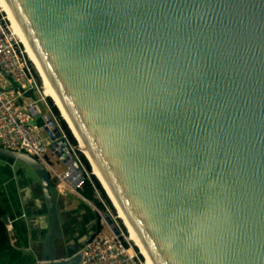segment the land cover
Here are the masks:
<instances>
[{"label":"water","instance_id":"water-1","mask_svg":"<svg viewBox=\"0 0 264 264\" xmlns=\"http://www.w3.org/2000/svg\"><path fill=\"white\" fill-rule=\"evenodd\" d=\"M4 2L153 264H264V0ZM43 118L77 186L67 139ZM0 156L38 180L47 219L36 264H79L80 247L56 244L64 216L49 172L21 152Z\"/></svg>","mask_w":264,"mask_h":264},{"label":"built area","instance_id":"built-area-1","mask_svg":"<svg viewBox=\"0 0 264 264\" xmlns=\"http://www.w3.org/2000/svg\"><path fill=\"white\" fill-rule=\"evenodd\" d=\"M18 43L0 5V146L35 158L51 177L62 181L65 173L56 168L58 160L47 148L48 138L43 131L46 126L43 117L47 115L61 135H65L45 98L39 95L33 100L31 97L38 91V81ZM35 101L41 102L45 107V112L39 117L40 125L33 120L38 114ZM68 146L73 158V147L69 143ZM75 162L77 163L76 160ZM93 209L98 215L101 214L95 207ZM107 213L117 233L114 234L102 221L104 229L89 237L78 249L79 264H146L134 244L124 236L115 218L108 211ZM5 226L7 233L11 235L10 223Z\"/></svg>","mask_w":264,"mask_h":264},{"label":"crops","instance_id":"crops-1","mask_svg":"<svg viewBox=\"0 0 264 264\" xmlns=\"http://www.w3.org/2000/svg\"><path fill=\"white\" fill-rule=\"evenodd\" d=\"M32 174L21 163L0 156V201L11 225V234L20 247L36 256L47 217L38 180ZM58 182L54 186L51 184L53 190L56 189L55 196L53 190L51 192L58 211L64 216V223L58 227L62 237L57 239L56 244L79 248L88 236L97 232L94 205L76 191L80 183L72 190L62 191L56 186ZM35 259L37 261V257Z\"/></svg>","mask_w":264,"mask_h":264},{"label":"trees","instance_id":"trees-1","mask_svg":"<svg viewBox=\"0 0 264 264\" xmlns=\"http://www.w3.org/2000/svg\"><path fill=\"white\" fill-rule=\"evenodd\" d=\"M49 108L54 115L55 119L60 125V128L67 139V142L75 147V140L67 129L65 123L61 118L57 115V110L53 104L48 102ZM37 125L41 124V119L39 118L36 122ZM81 163L85 166L86 169H89L87 161L85 158L78 154ZM85 169V170H86ZM81 181L79 186L76 188V191L83 196L85 199L90 201L96 209L99 211H104V200L106 201V197L95 179L94 176L88 174L81 170L80 172ZM6 211L0 201V264H36V259L33 253L29 250H25L24 248L19 246V243L16 239L13 238V235H9L6 230V226L3 223L1 217L5 215ZM96 216V227L95 230L98 232L100 230V224L98 222V215ZM13 239V241H11Z\"/></svg>","mask_w":264,"mask_h":264},{"label":"bare ground","instance_id":"bare-ground-1","mask_svg":"<svg viewBox=\"0 0 264 264\" xmlns=\"http://www.w3.org/2000/svg\"><path fill=\"white\" fill-rule=\"evenodd\" d=\"M0 5L6 15V18L8 19L9 23H10V27H11V30L14 34V36L16 37V39L19 41V43L21 44L22 48H23V51L24 53L26 54L27 58L29 59V61L31 62V64L33 65L35 71L37 72L40 80H41V86H42V89H43V93L45 95H47L52 103L55 105V107L57 108L60 116L62 117V119L66 122V124L68 125V127L71 129L73 135L78 139L75 131L69 126V123H68V120H67V117L66 115L64 114V112L61 110L59 104L55 101V94L49 89L47 83H46V80H45V76H44V73H43V69H37L36 68V62H35V59L30 51V49L26 46L24 40H23V37H22V34L21 32L18 30L13 18H12V15H11V12H10V9L6 6L4 0H0ZM78 146L80 148V151L81 153L83 154V156L87 157V159L89 160L90 164H91V161H90V158L86 155V152H85V148L84 146L80 143L79 139H78ZM91 167V172L92 174L96 177V179L99 181L100 185L102 186L103 188V191L105 192L107 198L109 199V201L111 202V204L113 205L116 213H117V217L120 219V221L122 222V224L124 225L125 229H126V232H127V235H128V238L132 241V243L134 244V246L137 248L138 252L140 253V255L143 257L144 261L146 264H153L152 260L141 250V246H142V243H136V237H135V234L132 232V229H131V226H126V219L120 214L118 208H117V205H116V202L115 200L109 195L107 189L104 187L103 185V181H102V178H101V174L92 166V164L90 165ZM68 174V173H67ZM67 177V176H66ZM65 177V178H66ZM69 180V179H68ZM74 180V177L72 178L71 177V181ZM70 183V182H69ZM57 188L62 191H65V189H71V187L69 185H67L65 182L63 181H59L58 184L56 185Z\"/></svg>","mask_w":264,"mask_h":264},{"label":"rangeland","instance_id":"rangeland-1","mask_svg":"<svg viewBox=\"0 0 264 264\" xmlns=\"http://www.w3.org/2000/svg\"><path fill=\"white\" fill-rule=\"evenodd\" d=\"M19 44V47H20V49L23 51V48H22V46H21V44L20 43H18ZM23 53H24V51H23ZM24 57L27 59V61H29V59L27 58V56H26V54L24 53ZM29 63L31 64V62L29 61ZM31 66H32V68H33V70H34V73H35V77H36V80L38 81V91H35V96H32V98H33V100H36L37 99V96H39V95H42L44 98H45V101H46V103H47V105L49 104L48 102H50V104H53L52 103V101H51V99L47 96V95H45L44 93H43V89H42V86H41V80H40V78H39V76H38V74H37V72L35 71V69H34V67H33V65L31 64ZM35 103H36V106L38 107V114L35 116V117H33L34 118V122H37L38 121V119H39V117L45 112V107H44V105L41 103V102H39V101H35ZM57 115H58V117L59 118H61L60 117V114H59V112L57 111ZM63 121V120H62ZM64 122V121H63ZM58 123V122H57ZM59 124V123H58ZM66 125V124H65ZM60 126V125H59ZM73 147V146H72ZM78 154H80V155H82L83 156V154L78 150V148H77V143L75 142V147H73V158H75V160L77 161V164L79 165V167L81 168V170H83L84 172H86V173H88V174H90L89 172H90V168L89 169H86L85 168V166H83V164L81 163V161H80V158H79V155ZM84 157V156H83ZM88 164V163H87ZM55 165H56V168L58 169V170H61V173H65L64 175V178H63V181L67 184V185H69L71 188H74L75 186H74V184H75V180H76V174L74 173V170L73 169H70V167L69 166H64V165H62L59 161L58 162H56L55 163ZM59 165H60V167H59ZM86 169V170H85ZM30 172H31V174H32V171L31 170H29ZM68 173V174H67ZM33 176H35L34 174H32ZM67 176V177H66ZM93 176V175H92ZM66 177V178H65ZM71 177L73 178L74 177V180H72L71 181ZM81 178V177H80ZM69 179V180H68ZM53 181H51V184L54 186V184H56V182H57V179L56 178H53L52 179ZM70 182V183H69ZM56 190V189H55ZM103 191V190H102ZM103 193H104V195H105V197H106V201L104 200L103 202H104V209L105 210H107L110 214H111V216L113 217V218H115V220H116V222H117V224L120 226V228H121V230H122V232L124 233V236L129 240V238H128V235H127V232H126V229H125V227H124V225L122 224V222L120 221V219L117 217V213H116V211H115V209L112 207V205H111V202L108 200V198H107V196H106V194H105V192L103 191ZM54 195H55V193H54ZM94 210V209H93ZM105 210L104 211H100V215H98V222H99V224H100V228L102 227V225H103V219H102V213L103 212H105ZM95 211V210H94ZM107 211H106V213H107ZM96 213V212H95ZM108 214V213H107ZM130 241V243H132L131 242V240H129ZM136 248V247H135ZM137 250V249H136ZM138 253V252H137ZM142 257V256H141ZM143 259V258H142Z\"/></svg>","mask_w":264,"mask_h":264},{"label":"flooded vegetation","instance_id":"flooded-vegetation-1","mask_svg":"<svg viewBox=\"0 0 264 264\" xmlns=\"http://www.w3.org/2000/svg\"><path fill=\"white\" fill-rule=\"evenodd\" d=\"M54 193H55V189L53 190V195H54ZM55 196V195H54Z\"/></svg>","mask_w":264,"mask_h":264}]
</instances>
